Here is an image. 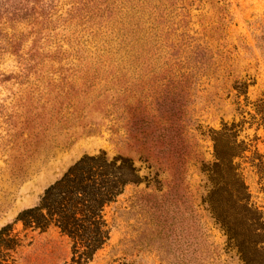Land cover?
I'll return each instance as SVG.
<instances>
[{
	"label": "rangeland",
	"instance_id": "374dc122",
	"mask_svg": "<svg viewBox=\"0 0 264 264\" xmlns=\"http://www.w3.org/2000/svg\"><path fill=\"white\" fill-rule=\"evenodd\" d=\"M261 97L264 0H0V228L82 155L105 150L160 182L127 186L109 209L111 239L88 264H236L202 205L201 165L213 159L211 131ZM36 114L45 145L26 157ZM240 138L246 155L264 156L262 128L247 124ZM243 172L264 203L256 169L244 162ZM70 257L50 227L29 233L17 264Z\"/></svg>",
	"mask_w": 264,
	"mask_h": 264
},
{
	"label": "trees",
	"instance_id": "16d2710c",
	"mask_svg": "<svg viewBox=\"0 0 264 264\" xmlns=\"http://www.w3.org/2000/svg\"><path fill=\"white\" fill-rule=\"evenodd\" d=\"M33 56L31 53L27 58L26 74L34 68ZM250 107L241 120L224 122L220 129L211 131L213 159L201 165L207 188L202 205L223 232L226 249L233 253L236 264H264V203L255 200L243 172L244 162L256 169L257 191L263 194L264 201V156L257 150L246 155L251 145L240 138L247 124L264 130V97L250 103ZM43 118V114H36L28 120L27 127L32 132L25 144L26 157H32L45 145L47 125L36 129ZM24 159L16 163L15 174L25 170ZM155 181V176H141L130 156H110L105 150L82 155L44 189L36 205L22 209L12 222L0 228V264H17L19 249L29 233L50 227L68 238L69 264H88L111 239L113 217L109 209L127 186L146 182L149 187ZM146 196L136 198L140 201ZM143 206L149 220L154 219L156 211L148 203ZM155 232L160 234L162 230L151 234ZM104 264L133 263L114 259Z\"/></svg>",
	"mask_w": 264,
	"mask_h": 264
}]
</instances>
